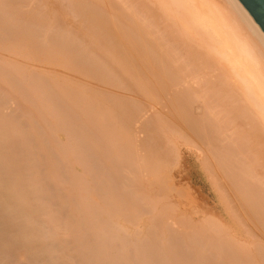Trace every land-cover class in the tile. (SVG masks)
<instances>
[{
    "label": "bare ground",
    "instance_id": "bare-ground-1",
    "mask_svg": "<svg viewBox=\"0 0 264 264\" xmlns=\"http://www.w3.org/2000/svg\"><path fill=\"white\" fill-rule=\"evenodd\" d=\"M72 1L70 2L74 4L75 1ZM102 1L103 5H100ZM120 1L122 3V0H119V3ZM125 1L123 0V2ZM132 1L134 0L130 2ZM80 2L78 5L75 4L76 6L67 3L69 7L68 5L65 7H68L67 9L72 7V9L67 12L64 9L67 16L62 13L70 19L74 18L70 14L74 16L79 14L80 24L90 23L89 28L92 29L90 31H94V34L91 33L89 36H95L93 41L88 42L90 44L77 45L76 40L78 38L83 40L84 36L81 38L82 36L77 35V38L76 34V37L71 35L73 32H71V25L68 27L71 37L69 35L62 37L63 34L53 36L55 31L52 34L50 27H55L53 30H57L58 26L56 25L60 24V18L57 17L61 10L57 9L58 4L55 6V3L51 2L48 12L56 13L54 17L58 15L55 17L58 22L54 20L55 23L53 21L50 23L49 20L50 27L48 25L49 29L45 28V31L50 30V32L47 31V35L46 32H43L45 33L44 40L41 38L43 34L41 31L37 30L38 34L36 31L31 32V28L29 29L30 22L34 23L31 20L34 19L35 13L39 12L37 7L34 6L37 9L33 14L29 13L30 17L24 13L27 17L23 15L25 19L22 20L26 24L20 25L21 27L17 25L16 29L14 27L15 30H11L13 32L9 34L3 27H5L4 25L8 26L13 21V17L10 13L9 16L5 15L9 10L4 9V11L7 10L5 16L0 15V51H9L10 56L20 55L24 59L26 57L28 61L32 59L42 60L40 63L46 61L45 63H50L49 66L51 64L59 65L62 70L78 72V75H84L82 78L87 76L86 79L89 80L96 78L98 83L105 84L104 82H106L105 85L112 86L111 84H114L123 87V89L131 88L130 93L134 88L132 94L135 95V91L137 93L141 91L139 95L144 96L141 97L142 100L145 98L146 101L153 100L150 107L162 99L167 101L168 98L165 97L171 94L168 104L171 103V107L175 111H182L183 108L178 110V107L187 101L183 103L184 99L180 95H184L185 98V93H187L195 101L198 99L203 102V104L200 102L204 109V111L202 109L203 112L200 110L202 107L199 106V103L198 106L201 108H196V105L194 109H198L199 113L202 112L204 119L203 116L196 118L199 113L193 117L191 108H188L191 112L189 115H192L190 117L188 116L189 112L187 113L188 110H183L180 118L191 130L190 133H187L172 123L166 115L155 109L161 114L160 117L156 114V118L154 113L155 121L150 116L154 123L156 122L152 125L149 121L150 125L149 122L146 123L147 120L143 122L144 116L147 119L148 116L143 114L145 110L139 108L141 105L134 104V102L130 104L124 100L126 98L123 99L125 102L120 100V94V97H117V94L109 95V93L106 96L105 90L106 93L103 92L105 94L103 95L101 91V93L96 91V88L89 90V83L80 84L79 81L69 79L67 76L60 77L56 73L46 76L47 73H45L41 76V73L39 75L35 74V71L29 70L28 65L29 71L24 67V64L20 65L14 60L0 57V78H8L9 73L14 75V78L11 75L12 81L10 82L9 80H0L7 82L5 83L6 89H11L13 86L12 94L17 92V95L20 94L22 99L24 96L28 100L27 102L30 101L26 106L33 107L30 108L31 111L35 108V113H31H33L32 116L35 114V118L38 120L36 124L41 126L35 128L41 129L43 125H49L46 121H51V126L54 125L51 129L54 132L58 129L57 133L63 132L62 134L65 135L68 133L69 140H71V136L76 137V134H72L75 130L78 134L83 130V133L90 138L81 143H77V139L73 142L74 139H72V149L76 150L82 147V152L88 150L92 154L91 152L95 149L101 148L100 150L103 149L107 154L105 153V156L101 154L102 158L99 155L100 159L98 156L96 157L98 165L99 160L102 161L104 158L110 160V164L117 159L116 166L119 167L117 161L121 159L120 162L125 161L126 164L124 163L120 169L125 167L124 172L126 170V173L131 174V186H128L127 182H123L125 185L121 184L119 181L121 178L119 180L116 178L117 172L120 171L121 174L123 171L118 167L115 168L118 169L115 171L116 177L115 175L112 177L113 171L108 173L111 175L109 180H102L98 169L97 171L95 169L97 164L93 163V158L91 161V158L88 159L87 153L84 155L75 153L77 155H74L70 152L71 148L69 151L64 149L68 138L66 135L65 142H62V146H64L58 149L59 153H62L64 164L69 165L70 163V165H79V167L84 166L83 168H85L80 167L81 172L79 173H76L77 171L74 169L76 172H72L74 173L72 178L74 179L75 175L78 177V174L81 177L82 171L85 170L86 173L84 172L85 174L83 173L82 176L85 177L86 174H89L93 177L87 180L88 182L86 178H89V175H86L85 178L81 177L79 180L76 177L75 181L72 178L69 181L68 177H60V172L56 170L58 162L55 161V158H51V155L55 154L50 150L54 148L50 149V143L47 145V141L44 142L41 139V134H45L47 130L42 128L45 132L41 133L38 132L39 130H34V127L31 128V125L35 123L34 116L30 115L32 118L28 116L33 119L29 129L26 125L23 127L26 122L20 123L18 119H12L13 116L8 114L9 112H6L7 116L11 117H4L3 113L0 114V130H6L4 133L0 131V264L24 263L22 261L25 263L28 261L27 264H124L125 257L129 256L130 240V235L127 234L128 228L124 226L126 224L131 225V250L135 247V252L131 251V254L134 253L131 264L136 263L134 259L139 261L138 264H197L203 259H206L208 264H264V233L262 232V230L264 231V33L238 0H135L134 6L128 0L131 4L129 19L132 13L136 15H134L135 18L141 14L140 19H137L144 23L146 21L145 26L143 22H141L143 26L138 25L137 19L135 21L130 19L131 24L129 25L128 18H126L127 20L123 19L124 13L120 11L122 6H119L121 4L118 1L116 2L119 5L117 6L116 3L115 7L119 8V11L116 10L111 0V3L108 4L109 11L104 10L108 9L104 0H80ZM128 2L123 4L127 6ZM12 3L14 0L7 2L1 0L0 7L10 8ZM104 5L106 8L103 7ZM17 6L18 4L15 8ZM132 6L139 8L130 10ZM59 8L61 9V7ZM14 11L16 12L15 9ZM8 17L12 20L7 22ZM47 17L46 15V19ZM17 19L21 18H16L13 21V26L18 24L16 23ZM122 19L126 21L125 24ZM167 20L171 23L165 22ZM163 22L165 26L161 29L160 25ZM168 24L171 25L169 31L167 30ZM75 25L77 26V24ZM82 25L78 27H82V32L86 33V28L83 31L84 26ZM11 26L10 29H12ZM78 27L77 29H79ZM159 27L163 33L160 32ZM163 28L167 30V33L165 29L163 31ZM75 31L77 32V30ZM80 33L79 35H81ZM64 34L67 33L64 32ZM36 37L39 38L36 39ZM39 39L43 45L39 43ZM78 41L80 40L78 39ZM61 45L66 48V51H62L64 47L62 48ZM101 53L106 56L101 58ZM112 59L121 64V72L123 71L126 79L123 75L121 78V74L118 76L119 69L116 73L109 70ZM36 60L34 62L38 61L39 63V60ZM192 64L193 68L199 65V68L196 69L204 68V70L201 69V72L203 70L214 77L208 79L201 72L203 77L197 73L195 76V73H192L195 69L191 71L188 68ZM195 64L197 65L195 66ZM5 66L10 68V72H6L7 69L4 70ZM115 68L117 69V67ZM187 68L194 77H190L192 74L190 75ZM30 71L34 73H30ZM215 72H217V76H215ZM189 78L193 79L194 84L195 82L198 84L199 89L196 90L192 84L191 86L195 90L188 89V94L185 86L186 92L182 95L183 92H179V90H182L183 85L181 88L178 86L181 83L186 84L188 80L192 82ZM174 89L175 91H173ZM138 90L140 91L138 92ZM107 91L109 92V90ZM1 94L3 93L0 92ZM1 96L0 108L3 106ZM15 96L16 94L12 97ZM134 101L138 102V100ZM195 101L192 100V104L190 101L187 103L194 105ZM30 104L36 105L31 106ZM164 104L165 102L161 105ZM149 106L147 107L149 108ZM143 108L146 107L143 106ZM148 108L146 109L148 110ZM140 109L143 112L139 111ZM194 109L192 108V110ZM26 110L24 111L26 112ZM139 112L142 114L140 115ZM28 113L30 112L28 111ZM142 115L144 116L142 117ZM138 116H141V120L143 118L144 125H137L136 118H139ZM41 119L46 121L40 124ZM105 119L109 126V128L106 127V130L102 125ZM56 122L59 124L56 125ZM135 123L139 126L137 127L139 132L134 128ZM31 129L32 132H30ZM140 130L143 132L140 133ZM142 133L144 135L140 139ZM80 136L81 139L83 136ZM46 137L49 139V136ZM55 138L52 139L53 143L56 141ZM77 145L78 148H76ZM36 146L41 149L43 155L46 153L47 146L49 148V155L47 154L44 160V156H40L43 167L38 157L31 159L27 156L32 151L31 148L36 149ZM29 149L31 151L28 153ZM190 150L195 152L194 155L200 159L201 168L205 175L207 174L206 177L214 192L217 193V199L230 222L223 219L216 221L212 217L199 213L200 199L192 192L191 185L186 183L183 197L182 192H180L181 195L177 193L179 188L176 190L177 187L174 185V179L177 176L175 174L185 172L187 157L185 153L191 152ZM55 151L57 152L56 149ZM63 162L57 166L63 165ZM102 162L106 164L105 161ZM45 166H48V170H44ZM104 167L102 166V168ZM41 168L43 169L41 170ZM64 168L66 166L63 165V170ZM46 170L47 172L44 173ZM69 170L71 171V168ZM106 171L108 172V170ZM21 175L24 178H20ZM38 176H40L39 179L45 176L48 181L58 179L55 181L57 183L55 186L58 187L60 184V189L63 183L61 181L59 183V180L66 181V185L71 183L69 186L71 188L66 187V193L64 190H57L54 194V190L43 186V183L40 182L43 179L38 180ZM123 176H125L124 173ZM127 181L130 182L129 179ZM93 183L95 187H93ZM49 184L52 186L54 183L51 184L50 181L46 185ZM70 189L75 190L74 194L77 193L76 201H74L72 193L70 194L73 195V198L68 196ZM55 196L58 197L57 202L53 201ZM128 196L130 197L128 198ZM130 198L131 200H129ZM52 213L55 215L49 217ZM169 220L173 222L171 225H175L177 229L184 228L187 231L181 230L182 236L173 237L172 234L177 229L171 236V229H169V234L165 235L171 226L166 224L169 223ZM48 223L50 224L48 225ZM64 223L65 225H63ZM54 224L56 227L48 232L47 227ZM249 224L253 226L250 227ZM253 228L258 232L256 233ZM189 230L192 233L188 234ZM60 232L65 237L63 241L59 235ZM138 238H140V243L138 241L139 245L137 244L136 247L135 241Z\"/></svg>",
    "mask_w": 264,
    "mask_h": 264
},
{
    "label": "rangeland",
    "instance_id": "rangeland-1",
    "mask_svg": "<svg viewBox=\"0 0 264 264\" xmlns=\"http://www.w3.org/2000/svg\"><path fill=\"white\" fill-rule=\"evenodd\" d=\"M0 1H1V0H0ZM2 1H3V2H7L8 0H7V1H6V0H2ZM18 1H19V2H18ZM56 1H57V2H56ZM56 1H55V0H54V1H53V0H44V1H43V0H40V1H39V0H34V1H33V0H32V1H31V0H25V2H24V0H17V2H16V0H14V3H12V6H11L10 8H9V7H8V8H5V7H4V8H1V7H0V8L2 9V10L0 9V15H1V14L4 15L5 13H7L6 11L9 10L8 13L5 14V15H8V16H9L10 14H12L13 21H14L16 18H21V19H17L18 22H16V23H18V24L15 23V24H16L15 26H13V24H14L13 21L10 22L12 26L10 25V23L8 24V26L4 25V26L6 27V28L3 27L4 30L6 29L5 31L9 34V33L13 32V31L16 29V26H17V25H18V26H20V25H23V26H24V23L26 24V22H23L22 19H25V17H27V15L29 16L30 14H33V13H34V10L36 11V9L38 8L37 11H39V12H36V13H35V15H34V19H33L34 21L31 20V21L34 22V23L31 24V22H30L29 25H31V27L28 25V26H29V29L31 28V30H30L31 32H33V31H34V32H35V31H36V32H38V31L40 32V31H41L42 33H43V32H46V35H47V33H48L47 31L50 32V30H52V31H51L52 34H53L54 31H55V33L53 34L54 37H56L57 34H61V35L63 34L62 37L65 36V35H66V37H67L68 35H69L70 37H71V35H73L74 37H76V36L78 35L79 37L82 36L81 38H83V36H84V39H83V40L80 39V38H78V36H77V38L80 40V41H78V39L76 40L77 45L80 46L81 43L84 44L83 46H85L86 44H90V43H88V42H91V41H93V40L95 39V36H94V35L89 36L91 33L94 32V31H92V32L90 31V30H92V29L89 28V27H90V23H89V24L86 23V24H85L86 26L80 24V20H81V18L79 19V16H80L79 14H78V16H77V14H76L75 16L70 14V16L74 17V18H71V19H70L69 17H68V18L65 17V15L63 14V13L66 14L67 10H69V9L71 10V9H72L71 6H70L71 8L67 9V8L69 7V4H67V3L72 4L73 1H72V0H70V1H72V2H70V1L68 2L67 0H63V1H61V0H56ZM59 1H60V2H59ZM64 1H65L66 3H65ZM74 1H75L74 4H72L73 6H76L75 4L78 5L79 3L82 2V1L80 2V0H74ZM76 1H77V2L79 1V2L77 3ZM104 1H106V2H104V4L106 3V4H107V8H108V9H104V10H108V11H109L110 8L108 7V6H109L108 4H110L111 2L114 3L115 0H111V2H110V0H109V2H108V0H104ZM116 1H118V3H119V0H116ZM116 1H115V3H114V7L116 6V3H117ZM124 1H125V0H124ZM126 1L128 2V0H126ZM126 1H125V2H126ZM130 1H131V0H129V2H130ZM34 2H35V3H34ZM51 2L55 3V4H54L55 6L58 4L56 7H57V9L61 10V11H60V14H59V17H57L58 15L55 16V17H57L58 19H59V18L61 19V20L59 19V23H60L61 25H60V24H59V25H58V24L56 25V26H58V27H56L57 30H53V29H55V27H54V28H51L50 25H49V20H50V23H51L52 21L54 22V20H55L54 15L56 14V13H53V14H52L51 11L48 12V10H49V7H48V6H49V3H51ZM83 2H84V1H83ZM107 2H108V3H107ZM125 2H123V0H122V3H121V1H120V3H119V4H121V5H119V4L117 3V6H118V5H119L120 7L122 6V7H121L122 10L120 9V11L124 13V18H123V19L125 20L126 18H128V20H127V19H126V20H127V22H129L128 24L130 25V24H131V22H130L131 20H130V19H132V20L135 21L137 18H139V16H140L141 14H139V16H137V18H135L136 15L134 14V15H135V16H134L133 13H132L133 16L131 15V17H130V19H129V16H130V14H131V12L129 11V6H130L131 4H133V2H135V0L132 1V2H130L131 4H130L129 2H128V4L126 3L127 6L124 5ZM23 3H24V4H23ZM33 3H34L35 5H34ZM45 3H46V4H45ZM53 3H52V4H53ZM59 3H60L61 5H60ZM101 3H102V4H100V5H103V1H102ZM123 3H124V4H123ZM16 4H18L17 8H15V7H16ZM22 4H23L24 7L22 6ZM52 4H51V5H52ZM106 4H105V5H106ZM26 5H27V6H26ZM36 5H38V6H36ZM39 5H40V6H39ZM54 5H53V6H54ZM67 5H68V7H65V6H67ZM98 5H99V2H98ZM105 5H104L103 7L106 8ZM123 5L125 6V8H124ZM20 6H21V7H20ZM34 6L37 7V8L35 9ZM133 6H134V4H133ZM133 6H132V7H133ZM136 6H137V5H136ZM6 7H7V6H6ZM13 7H14V8H13ZM18 7H20L21 9L18 8ZM30 7H31V8H30ZM59 7H61V9H60ZM126 7H128V8H127L128 10L126 9ZM132 7H130V10H131V9L133 10V9L135 8V7H133V8H132ZM28 8H29V10H27ZM62 8H63V9H62ZM115 8H116V10L119 11V8H118V9H117V7H115ZM138 8H139V7H136L135 9L137 10ZM4 9H7V10L4 11ZM11 9H13L12 11H14V9H15L16 12H15V11L12 12ZM17 9H18V10H17ZM19 9H20V11H21L22 14L19 12ZM45 9H46V10H45ZM64 9H66V10H65L66 12H64ZM123 9H124V10H123ZM125 10H126V11H125ZM1 11H4V12L1 13ZM22 11H23V12H22ZM25 11H28V12H25ZM30 11H31L32 13H31ZM62 12H63V13H62ZM9 13H10V14H9ZM24 13H26L27 15L24 14ZM29 13H30V14H29ZM47 13H48V14H47ZM69 13H71V12H69ZM125 13H126V14H125ZM127 13H128L129 15H128ZM41 14H42V15H41ZM49 14H51L52 17H51V15H49ZM61 14H62V15H61ZM136 14H137V13H136ZM5 15H4V16H5ZM16 15H18V16H16ZM23 15H25V17H24ZM46 15L48 16L47 19H46ZM137 15H138V14H137ZM164 15H165V14H164ZM38 16H39V17H38ZM60 16H61L62 18H61ZM66 16H67V14H66ZM76 16H77V17H76ZM127 16H128V17H127ZM10 17H11V16H10ZM10 17H8L9 19L6 18V19H7V22H8L9 20H12ZM29 17H30V16H29ZM4 18H5V17H4ZM36 18H37V19H36ZM53 18H54V19H53ZM66 18H67V19H66ZM76 18H77V19H76ZM133 18H134V19H133ZM51 19H53V20H51ZM62 19H64V20H62ZM65 19H66V20H65ZM68 19H69V20H68ZM72 19H74L73 21L76 20L77 23H76V22H73ZM123 19H122V21H123ZM139 19H140V18H139ZM139 19H137V21H138L137 24H138V25H141V22L144 23V21H141V20L139 21ZM38 20H41V21H38ZM46 20H48V21L46 22ZM129 20H130V21H129ZM55 21L58 22V20H55ZM137 21H136V22H137ZM19 22H20V23H19ZM22 22H23V23H22ZM41 22H42V23H41ZM124 22L126 23V21H123V23H124ZM165 22H167V23H171V21H169V20H167V21H165ZM1 23H2V22H1ZM3 23H4V22H3ZM43 23H44V24H43ZM54 23H55V22H54ZM65 23H66V24H65ZM73 23H74V24H73ZM125 23H124V24H125ZM139 23H140V24H139ZM146 23H147V22L145 21V23H144L143 25L145 26ZM4 24H6V23H4ZM42 24H43V25H42ZM46 24H47V25H46ZM75 24H77V26H76ZM9 25L11 26L12 29H10V26H9ZM39 25H41V26H39ZM48 25H49V27H50V30L45 31V28H48V29H49V27H47ZM63 25H64V27H63ZM69 25H71V27H72V28H71V32L73 31L72 33H74V34H72V33H71V35L69 34V33H70V30H69L70 28H68V27H70ZM79 25H80V26H81V25L84 26V27H83V31H84V28H86V33L82 32V29H81L82 27L79 28V27H78ZM143 25H141V26H143ZM35 26H37V27H35ZM61 26H62V27H61ZM160 26H161V29H162V27L165 26V23L163 22V24H161ZM167 26H168V27H167V30L169 31V26H171V25L168 24ZM14 27H15V29H14ZM20 27H21V26H20ZM77 27H78L79 29H77ZM3 28H2V29H3ZM8 28H9V29H8ZM35 28H36V29H35ZM40 28H41L42 30H41ZM67 28H68L69 32H68ZM7 29H8V30H7ZM62 29H63V30H62ZM65 29H66L67 31H66ZM73 29L77 30V32H76L75 30H73ZM159 29H160V27H159ZM161 29H160V30H161ZM164 29H165V28H163V31H164ZM9 30H10V31H9ZM11 30H13V31H11ZM37 30H38V31H37ZM58 30H60V31H59V32H56V31H58ZM78 30H80V31H78ZM160 30H158V31H160ZM167 30L165 29V32H166ZM74 31H75V32H74ZM39 32H38V34H39ZM64 32H66L67 34H64ZM80 32H81V33H80ZM160 32L163 33L162 30H161ZM79 33H80L81 35H79ZM82 33H83V34H82ZM166 33H167V32H166ZM44 34H45V33L42 34V37H41L42 40H44V39H43V38H44V36H43ZM49 34L51 35V33H49ZM75 34H76V36H75ZM93 34H94V33H93ZM157 34H159V33H157ZM177 35H178V34H177ZM58 36H60V35H58ZM178 36H179V35H178ZM54 37H53V38H54ZM180 37H181V36H180ZM37 38H39V37H36V39H37ZM85 38H86V39H85ZM54 39H55V38H54ZM88 39H89V40H88ZM181 39L183 40V37H182ZM40 40H41V39H39L38 41H40ZM45 40H46V38H45ZM38 41H37V42H38ZM46 42H47V41H46ZM39 43H40V44L42 43V45H43V42L40 41ZM78 43H79V44H78ZM44 44H45V43H44ZM183 45H185V44H183ZM183 45H182V46H183ZM61 46H62V45H61ZM61 46H60V48H61ZM180 46H181V44H180ZM63 47H64V46H62V48H63ZM183 47H184V46H183ZM58 48H59V47H58ZM60 48H59V49H60ZM64 49H65V50H64ZM2 50L4 51V49H2ZM5 51H6V50H5ZM58 51H59V50H58ZM62 51H66V48L64 47ZM67 51H68V50H67ZM6 52H7V53H6ZM6 52H1V51H0V55H1L0 57H2V58H6V59L8 58L9 60H14V61H16L17 63H19L20 65H21V64H24V67H26V69H27V65H28V68H30L29 70H33V71H35V74L37 73V74L40 75V73H41V76H42V74L47 73V74H45V76H46V75H50V74L52 75V73H53V75H54V73H56V74L59 75L60 77H61V76H65V77H66V76H67V78L69 77V79H72V80H75V81H79L80 84H81V83H87V84L89 83V84H88V85H89V90H91V88L95 90V88H96V91H98L99 93L102 92V94H103V92H104V93L107 92V93H106V96H108V93H109V95L112 94L113 96L117 94V97H120V96H121L120 100H123L124 98H126V99H124V100H125V101L127 100V102L130 103V104H131V102H134V104H137V105L140 104L142 107H141L140 105H139L140 107H139V106H138V107H139V108H142L143 110H145V112H147V113L144 112L143 114H144V115L146 114V116H148V119H147L144 115H142V117L144 116V121H143V118H142V120H141V119H140L141 116H138L139 118H136V119H137V120H136V123H137V125H139V126L144 125L145 123L143 124V122H145V120H147L146 123L149 122V121H151L152 125L155 124L156 122L154 123V121H155L156 114H157V116L160 117V114L163 113L164 115H166V116L171 120L172 123H175V124L177 125V127H179L180 129H183V130L186 131L187 133H188V132L190 133L191 130L188 128V126H187V125L183 122V120L180 118V114H181V112H182L183 110L186 111V109L188 110L187 113L191 110L193 117H194V116L196 117V114L199 113V112H198V109H196V110H197V111H196V110L194 109V107H195L196 105L198 106V105L200 104L201 101H198V99H197V101H195L193 98H190L189 95H187V93H185V92H186V87H187V92H188V94H189V90H190V88L194 89L192 86H194V87L196 88V90H197V88L199 89L198 84H197L196 82H195V84H194V83H193V79H190V78H189V79L192 80V82L188 80L187 83L185 82L186 84H182V83H181V85L178 86V87L181 88V86L183 85V88H181L182 90H179V92H180V91L183 92L182 95L185 93V98L183 97L184 95H183V96L180 95V97H182V98L184 99L183 103L186 102V101H187V102L190 101V103H191V101L193 100V101L196 102V103L193 102L194 105H191L192 103H191V104H190V103L188 104V103L186 102V103H184V104H181V106H182V107L180 106L181 108L178 107V110H180V109L183 108L182 111H181V110H180V111H175V109H173V108L171 107V103L168 104V103H169L168 100H169V99L171 100V96H170L171 94H169L168 96H170V97H168V96L165 97V98H168L167 101H165V100L162 99V100L158 101L159 103H157V104H153V105H155V106L152 105V106H151L152 108H151L149 105L151 104V102H152L153 100L151 99V100H152L151 102H150V100H147V101H146V98L144 99L145 101L142 100L141 97H144V96H143V95H142V96L139 95V93L141 94V91H140V90H138V92L140 91L139 93H137V91L134 90V91L136 92L135 95H134V94H132V93H133L132 91H133L134 88L131 90V93H130V89H131V88H130V89L128 88V89H129V90H128L127 88L124 87V88L126 89V90H125V89H123V87H120V86H117V85H114V84H111L112 86L105 85V84H107V83L104 82V81H102V80H100V79H99V80H100L101 82H104L105 84L98 83V81L96 80V78H91L90 80H89V79H86L87 76H86V78H85V77L82 78V76H84V75H82L81 73H80V74H81V76H80V75H78V72L75 73V72L72 71V70H70V71H72V72H70V71H66V70H68V69H66V70H62L61 68H59V67H60L59 65L53 66V65H55V64H51V66H49L50 63L47 64L48 62L45 63L46 61H45V62H42V63H43V64H42V63H40L42 60L40 61L39 59H37V60H39V63H38V61H37L36 59H35V60H36L37 62H34V61H35L34 59H32L31 61H30V60L28 61V59L25 57V59L28 61V62H27V61L23 58V56H20V55H16V56H15V55H12V56H10V55H11L10 52H9V51H6ZM8 52H9V54H8ZM59 52H61V51H59ZM61 53H62V52H61ZM6 54H7V55H6ZM101 54H102V55H101ZM101 54H100V55L102 56L101 58H103V56H106V55H103L104 53H101ZM22 59H23L24 61H23ZM29 59H30V58H29ZM76 60H77V59H76ZM78 60H79V59H78ZM103 60H107V59H103ZM112 60H113V63H112ZM112 60H111V63H110L112 66H111V65L109 66V67H110L109 70H110L111 72H115V73H116V72L118 71V69H119L120 71H119V73H117L118 76H119V74H121L120 77H121L122 75L125 76V74H123V71L121 72V70H122V69H121V68H122V67H121V64H120V63H117V61L115 62V59H112ZM32 62H34V63H32ZM29 63H30V64H29ZM36 63H38V64H36ZM44 63H45L46 65H45ZM116 63H117V65H116ZM199 63H200V62H199ZM199 63H198V64H199ZM32 64H33V65H32ZM118 64H119V66H118ZM200 64H201V63H200ZM200 64H199V65H200ZM25 65H26V66H25ZM196 65H197V64H195V66H196ZM199 65H198V67H196V68H199ZM201 65H202V64H201ZM31 66H32L33 68H32ZM193 66H194V65L192 64V66H190V67H188V68L191 69V71L195 69L194 71H192V73H195V74H194L195 76H196V73H197L198 75H201V74L203 73V76L206 77V78H208V79H212V77H214V75H210L209 73H208V74H209V76H211V77L207 76L208 74H207L206 72H203L204 68H201V69H203L202 72H201V69L198 70V69H196V68H193ZM22 67H23V65H22ZM35 67H36V68H35ZM52 67H53V68H52ZM61 67H62V66H61ZM115 67H117V69H116ZM188 68H187V69H188ZM192 68H193V69H192ZM6 69H7V70H6ZM9 69H10V68H9L8 66H5V68H4V70H6V72H7V71L10 72ZM34 69H35V70H34ZM37 69H38V71H37ZM43 69H44V70H43ZM63 69H65V68H63ZM107 69H108V68H107ZM189 69H188V72H190V75H191L192 73H191V71H190ZM27 70H28V69H27ZM29 70H28V71H29ZM41 70H42V71H41ZM46 70H48V71H46ZM112 70H113V71H112ZM115 70H116V71H115ZM196 70H197V72H196ZM212 70H213V71H217L216 69H212ZM28 71H27V73H29ZM33 71H30V73H32ZM39 71H40V72H39ZM50 71H51V72H50ZM43 72H44V73H43ZM120 72H121V73H120ZM200 72H201V74H200ZM209 72H211V71H209ZM33 73H34V72H33ZM33 73H32V74H33ZM58 73H59V74H58ZM61 73H62V74H61ZM64 73H65V74H64ZM67 73H68V74H67ZM71 73H72V74H71ZM205 73H206V74H205ZM76 74H77V75H76ZM211 74H212V72H211ZM214 74H215V76H217V72H215ZM11 75H12V73H9L8 78H7V77H5V78L1 77L0 79L6 80V81L9 80V82H10V81H12V79L10 78ZM30 75H31V74H30ZM194 75L192 74L190 77L192 78V76L194 77ZM123 76H122L121 78H123ZM201 76H202V75H201ZM203 76H202V77H203ZM70 77H71V78H70ZM74 77H75V78H74ZM76 77H77V78H76ZM79 77H80V78H79ZM6 78H7V79H6ZM12 78H14V75H12ZM89 78H90V77H89ZM124 78L126 79V76H125ZM195 78H196V77H195ZM93 79H95V80H93ZM194 80H195V79H194ZM196 80H197V78H196ZM6 81H1V80H0V85H2V86L0 87V92L3 93V94H1L2 96H1V95H0V96H1V98H3V101H2L3 104H2V105L4 106V107L2 106V108H0V111H2V112H0V114L2 115V113H3V116H4V117H5V116H6V117H11V116H7V115H8V114H10V115L12 114V116H13V117H11L12 119H13V118L16 119V120L18 119V120L20 121V123L26 122V124H25V123L23 124V127H25L24 125H26V127L30 129V124L33 123V119L35 118V114L33 115L34 117L32 116V114L35 113V111H34L35 108L32 109L33 111H31L30 108H33V107H30V106H29L30 108H28V106H26V104L29 105L28 103H30V101L27 102L28 100H27L24 96H23V99H22V97H21L20 94L17 95V92H15V93L12 94V92H14V90L12 89L13 86L11 87V89H9V88L6 89V84H5V83H7ZM100 81H99V82H100ZM93 82H94V83H93ZM2 83H4V84H2ZM95 83H96V85H95ZM190 83H191V84H190ZM87 84H86V85H87ZM101 84H102V85H101ZM189 84H190V85H189ZM192 84H194V85H192ZM196 84H197V87L195 86ZM3 85H4L5 87H4ZM9 85H10V84H9ZM9 85H8V86H9ZM83 85H84V84H83ZM113 85H114V88H113ZM188 85H189L190 87H189ZM191 85H192V86H191ZM8 86H7V87H8ZM84 86H85V85H84ZM116 86H117V87H120V89H119V88L117 89ZM185 86H186V87H185ZM111 87H112V88H111ZM115 87H116V89H115ZM188 87H189V88H188ZM97 88H100L101 90H99V89L97 90ZM2 89H3V90H2ZM4 89H5L6 91H5ZM87 89H88V88H87ZM110 89H111V90H110ZM175 89H176V88H175ZM175 89H174L173 91H175ZM178 89H179V88H178ZM178 89H176V90H178ZM183 89H184V90H183ZM188 89H189V90H188ZM104 90H105L106 92H105ZM107 90H109V92H108ZM194 90H195V89H194ZM100 91H101V92H100ZM190 91H192V90H190ZM5 92H6V94H5ZM10 92H11V94H10ZM171 92H172V91H171ZM177 92H178V91H177ZM14 94H16V96H15V97H12V96H14ZM42 94H43V93H42ZM119 94H120V96H119ZM136 94H137V97H138V98L136 97ZM176 94L179 95L180 93H176ZM103 95H105V94H103ZM122 95H123V96H122ZM190 95H191V94H190ZM43 96H44V94H43ZM124 96H125V97H124ZM131 96H132V97H131ZM187 96H188L190 99H189ZM7 97H9V98H7ZM111 97H112V96H111ZM117 97H115V98L117 99ZM129 97H130V98H129ZM135 97H136V98H135ZM20 98H21L23 101H22ZM113 98H114V97H113ZM132 98H133L134 100H138V102H137V101H134ZM165 98H164V99H165ZM129 99H130V101H129ZM185 99H187V100H185ZM20 100H21V102H20ZM124 100H123V101H124ZM25 101H26V102H25ZM125 101H124V102H125ZM139 101L144 102V103L142 104V103H140ZM148 101H149L150 103H149ZM154 101H155V100H154ZM4 102H5L7 105H6ZM164 102H165V104L162 106L161 104H163ZM170 102H171V101H170ZM24 103H25V104H24ZM138 103H139V104H138ZM152 103H153V102H152ZM198 103H199V104H198ZM4 104H5V105H4ZM22 104H23V105H22ZM201 104H203V102H201ZM201 104H200L199 106H201ZM20 105H21V106H20ZM30 105H31V104H30ZM32 105H36V104H32ZM32 105H31V106H32ZM146 105L149 106V108H148ZM158 105H159V106H158ZM143 106L146 107V108H148V110H147L146 108L144 109ZM192 106H193V107H192ZM197 106H196V108H199V109L202 107V106H201V107H199V106L197 107ZM26 107H27V108H26ZM153 107H155V108H153ZM165 107H166V108H165ZM4 108H5V109H4ZM20 108H21V109H20ZM188 108H191V109L189 110ZM192 108H193L194 110H192ZM1 109H3V110H1ZM18 109H19V110H18ZM26 109H27V110H26ZM142 109H140L139 111L143 112ZM153 109H154V110H153ZM155 109L158 110V111H160L161 113L159 114V112L156 111ZM202 109H203V107H202L200 110L202 111ZM4 110H5V111H4ZM24 110H26L27 113H26ZM146 110H147V111H146ZM168 110H169V111H168ZM28 111H29L30 113H28ZM195 111H196V112H195ZM203 111H204V109H203ZM203 111H202V112H203ZM6 112H9V113L7 114ZM15 112H16V113H15ZM31 112H33V113H31ZM191 112L188 113V116H189V117L192 116V115H189ZM202 112H201V113H202ZM139 113H140V112H139ZM154 113H155V117H153V116H154ZM193 113H194L195 115H194ZM201 113H199V114H198V117H196V118H201V116H203L202 118L204 119V115H203V113H202V115H201ZM5 114H6V115H5ZM24 114H26V115L24 116ZM27 114H29V115H27ZM141 114H142V113H140V115H141ZM158 114H159V115H158ZM15 115H16V116H15ZM30 115L33 117V119H31L32 117H31ZM199 115H200V117H199ZM28 116H30L31 118H30V117L28 118ZM150 116H152V119H153L154 121L151 119ZM26 117H27L28 119H25ZM149 118H150V119H149ZM156 118H157V117H156ZM138 119H139V120H138ZM31 120H32V122H30ZM107 120H108V119H107ZM27 121H29V122H27ZM34 121H35V123H33V124L31 125V128L34 127V130H35V129H36V130H39L38 132H41V133H42V132H43V133L45 132L42 128H44V129L47 130V131L45 132V134H41V135H42L41 139H42L44 142L47 141V142H46L47 145H49V143H50V145L53 144L52 147H50V145H49V148H50V149L54 148V149L50 150V151H52V153H53V151H54L53 154H55L54 156L51 155V158H52V157H53V159L55 158V161L58 162L57 164H60V163L62 164V162L64 161V159L62 160V153H61V152L59 153V151H60V150H58L59 147L61 148V147H63L64 145H66V146H64V149H65L66 151H67V150L69 151L70 148L72 147V144H73V143H72V139H74L73 142L76 141V139H77V143H79V142L81 143L82 141H84V140L86 141L88 138H90L87 134L83 133V130H82V129H80V130H82V132H79V134L82 135L83 137H84V136L86 137V138L84 137V139H83V137L80 139L79 137H81V136L78 134L77 130H75L72 134H73V135L76 134V137H75V136H71V140H69L70 137H69L68 133L66 134V135H68V138H67L66 141H67V142L69 141V142L67 143V142H65V140H64V139L66 138V135H65V134H62L63 132L60 131L61 133H59V132L57 133L56 131H57L58 129H57L55 132H54L53 129H51L52 126H54V125L51 126V124H52L51 121H46V120H43V121H42V119H41L42 122H41L40 124H42V123L45 122V121H46V123L49 124V125H47V124L44 123L45 125H43V127H42L41 129H39L41 126H40L39 124H38V125L36 124V121L38 122V120L35 118ZM57 121L59 122V120H57ZM139 121H140L141 123H140ZM142 121H143V122H142ZM156 121H157V120H156ZM39 122H40V121H39ZM107 122H108V121H107ZM27 123H29V124H27ZM53 123H55V122H53ZM59 123H60V122H59ZM59 123L56 122V125H58ZM109 123H110V122H109ZM136 123L134 124V125H135L134 128H135V130L137 129L136 131H138L139 128H137V127H139V126H137ZM151 123L149 122L150 125H151ZM34 124H35V126H34ZM140 124H141V125H140ZM28 125H29V127H28ZM102 125L104 126L105 130H106L107 128H109L108 123H106V119H105V121H104V124H102ZM106 125H107V126H106ZM36 126H38V127L40 126V127L37 129V128H35ZM50 126H51V127H50ZM55 127H57V126H55ZM106 127H107V128H106ZM142 127H143V126H142ZM149 127H151V126H149ZM211 127H212V126H211ZM53 128H54V127H53ZM104 128H102V129H104ZM209 128H210V127H209ZM4 129H6V128H4ZM32 129H33V128H32ZM32 129H31V131L28 130V132H29V131L32 132ZM48 129H49V130H48ZM140 129H141V128H140ZM207 129H208V128H207ZM34 130H33V131H34ZM40 130H41V131H40ZM42 130H43V131H42ZM51 130H52V131H51ZM80 130H78V131H80ZM0 131H1V130H0ZM2 131H3V133L6 132V130H5V131L2 130ZM2 131H1V132H2ZM141 131H142V130H140V133H141ZM30 132H29V133H30ZM49 132H51V133H49ZM138 132H139V131H138ZM142 132H143V131H142ZM35 133H36V132H35ZM35 133H34V134H35ZM48 133H49V134H48ZM55 133H57V134H55ZM31 134H32V136H33V133H31ZM46 134H48V135H46ZM51 134H54V135H51ZM43 135H44V136H43ZM50 135H51V139H50ZM64 135H65V137H64ZM140 135H141V134H140ZM143 135H144V134L142 133V135L140 136V139L143 138ZM46 136H49V139H48ZM52 136H53V137H52ZM55 136H57V137L55 138ZM77 136H78V137H77ZM44 137H45V140H44ZM72 137H73V138H72ZM32 138L34 139V137H32ZM53 138H55V140H56L54 143H53V141H52ZM193 138H194V140H195L194 135H193ZM47 139H48V140H47ZM79 139H80V140H79ZM63 141L65 142V144L62 146V144L64 143ZM85 141H84V142H85ZM195 141H196V140H195ZM195 141H194V142H195ZM34 142H35V141H34ZM62 142H63V143H62ZM71 143H72V144H71ZM75 143H76V142H75ZM75 143H74V144H75ZM77 143H76V144H77ZM44 144H45V143H44ZM46 144H45V146H46ZM56 144H57V145H56ZM59 144H61V145L58 146ZM70 144H71V145H70ZM199 144L202 145L201 142H199ZM69 145H70V146H69ZM78 145H79V144H78ZM78 145L76 146V148H78ZM73 146H74V145H73ZM202 146H203V145H202ZM55 147H56V148H55ZM66 147H67V148H66ZM74 147H75V146H74ZM34 148H35V146H34ZM34 148H33V149L31 148L32 151H31L30 149L28 150V153L31 151V152H30L31 154L29 153V154L27 155L28 158H31V159H32V158H37V157H38V159H40L41 162H42V158H41L40 156L43 155L44 153L41 152V149H38L39 147L36 146V149H34ZM49 148H48V146H47L46 153H45V155H43V156H44V157H43V160H44L45 156L48 154V150H49ZM68 148H69V149H68ZM80 148L83 149L82 147H80ZM55 149L57 150V152L55 151ZM62 149H63V148H62ZM73 149L75 150V148H73ZM73 149L71 148V151H70L71 154H72V153H73L74 155H77V154H75V153H79V154H80V153H83L82 155L85 154L84 151L82 152V150L79 149V148H78L79 151H78V149H76L75 152H73V151H74ZM100 149H101V148H100ZM100 149L98 150V148H97V149L94 150L95 152L93 151L96 155H95V154L93 155V152H91L92 154H90V152H87V155H90V156L93 155L92 157H90L91 159H92V158H93V159H94V158L96 159L97 156H98V158H99V155H100L101 158H102V155L105 156L107 153L105 152V153H106V154H105V153H104V150H103V149L100 150ZM72 150H73V151H72ZM96 150H97V151H96ZM42 151H44V150H42ZM105 151H106V150H105ZM190 151H191V150H190ZM26 152H27V151H26ZM40 152H41V154H40ZM70 152H69V153H70ZM49 153H50V152H49ZM194 153H195V152H193V151H191V152H186V153H185V155L187 156L186 159H185V172L182 173V174H175V175H177V176H175V179H174V185H175V187H177L176 190L179 188V189H178L179 192L177 191V193L181 195L180 192H182V197H183V195H184V193H185V190H186V189H184V188H185L184 186H186L187 184H188V185H191V187H192V192L196 195V197H197L198 199H200V201H199L200 204H199V208H198V212H199V213H201V214H203V215H207V216H209V217H212V218H214L216 221H217L218 219H223V220H225V221L227 220L228 222H230L229 217L226 215L225 211L223 210L222 205L219 203V201H218V199H217V193L214 192L212 185L210 184V182L208 181V179H207V177H206L207 174L205 175V172H204V171L202 170V168H201L200 159H199L197 156H195ZM38 154H39V155H38ZM60 154H61V156H60ZM101 154H102V155H101ZM200 154H201V153H200ZM29 155H33V156H29ZM48 155H49V154H48ZM201 155H202V154H201ZM60 157H61V159H60ZM98 158H97V160H98ZM38 159H37V160H38ZM59 159H60V161H62V162H60ZM99 159H100V158H99ZM198 159H199V160H198ZM97 160H96V161H97ZM107 160H108V159H105V158H104L102 161H105V162H106ZM116 160H117V159H116ZM116 160H113L114 163L112 162L111 164H110V162H111L110 160H108L109 163L106 162V164H105L104 162H102V161L99 160V165L97 164L95 169H96V171H97V169H98L100 172L102 171V172H101L102 174L98 171V172H99V176H100V177L102 176V177H101L102 180H103V179H104L105 181L109 180L110 177H111V175H112V177H113V175H115V177H116V172H115V171H118V169H120V167H123V166H124L123 164L125 163V161H121V162H120L121 159H118L119 161H117V162L119 163V164L117 163V165H119V167L116 166ZM56 162H55V163H56ZM38 163H39V160H38ZM45 163H46V162H45ZM64 163H65V162H63V165L66 166V168H64V170H63V165H58V166H57V164H56V168H57L56 170H57L58 172H60L59 174H61L60 177H61V176H64V178H67V177H68L67 179L70 181V178H72V174H73V176H74V173H75L76 171H77L76 173L81 172V169H80L81 166L79 167V165H77V166H78V168H77L76 165H70V163H69V165H70V166H69V165H66V164H64ZM67 163H68V162H67ZM102 163H103L104 165H103ZM121 164H122V166H121ZM125 164H126V163H125ZM42 165H43V162H42L41 166H42ZM106 165H107V166H106ZM111 165H112V166H111ZM97 166H98V167H97ZM102 166H105V167L102 168ZM38 167H39V164H38ZM42 167H43V166H42ZM45 167H46V168H44V170H45V169L48 170V168H47L48 166H45ZM59 167H60L61 169H60ZM67 167H68V169H67ZM83 167H84V166H83ZM83 167H81V168H82V169H85V168H83ZM106 167H107V168H106ZM117 167H118V169L116 170L115 168H117ZM218 167H219V166H218ZM39 168H40V167H39ZM54 168H55V167H54ZM58 168H59V169H58ZM70 168H71V171L69 170ZM72 168H73V169H72ZM101 168H102V169H101ZM124 168H125V167H124ZM124 168H123V169H124ZM42 169H43V168H41V170H42ZM65 169H66V170H65ZM74 169H75L76 171H74ZM95 169H94V170H95ZM123 169H120V170L122 171ZM47 170L44 171V173H46ZM106 170H108V172H107ZM219 170H220V168H219ZM68 171H69V172H68ZM87 171H88V170H87ZM92 171H93V169H92ZM113 171H114V172H113ZM42 172H43V171H42ZM72 172H74V173H72ZM82 172H83V173H84V172L86 173V170H85V171H82ZM93 172H94V171H93ZM104 172H105V173H104ZM110 172H113V173H112L111 175H108V173L110 174ZM83 173H81V177H84V176H82ZM85 173H84V174H85ZM114 173H115V174H114ZM123 173L125 174L126 177L123 176ZM64 174H65V175H64ZM66 174H69V175H66ZM118 174H119V175H118ZM128 174H129V173H126V170H125V172H124V170H123V171L121 172V174H120V171H119V173L117 172V177H116V178H117L118 180L121 178V179L119 180V181L121 182V184H124V183L127 182L126 184H127L128 186H131V185H130V184H131V174H129V175H128ZM86 175H87V174H86ZM86 175H85V177H86ZM88 175H89V174H88ZM88 175H87V176H88ZM103 175H105V176L103 177ZM45 176L47 177V175H45ZM45 176H44V178H43V177L40 178V179H43L42 181H40L41 183H43V186H45V187H46V186H49L50 184H49V185H46V184H48V182L50 183V181H51V184L54 183V184H52V187H53V189H54V194L56 193L55 191H57V190H59V191H60V190H61V191L64 190L65 193L67 192V188H66V187H69L70 184H71L69 181H68L67 183H68V184L70 183V184H69V185H66V181L59 180V183H60V181L63 183V184L61 185L62 188L60 189V184H59V183H58L59 186L57 185L58 187L55 186V185L57 184L55 181L58 180V179H56V180H52V179H51V180L48 181V180L46 179ZM69 176H71V177H69ZM89 176H90V175H89ZM95 176H96V174H95ZM107 176H108V178H107ZM129 176H130V177H129ZM19 177H20V178H24L23 175H21V176H19ZM39 177H40V176H38V180H40ZM76 177H77V176L75 175L74 179H75ZM81 177H79V174H78L77 179L79 180ZM85 177H84V178H85ZM91 177H93V176H90L89 178L87 177V178H86V181L89 180ZM97 177H98V175H97ZM176 177H177V178H176ZM48 178H49V177H48ZM44 179H46V181H44ZM49 179H50V178H49ZM74 179L72 178V180H74ZM106 179H107V180H106ZM127 179H129L130 182H128ZM64 180H66V179H64ZM78 180H77V182H78ZM83 180H84V179H83ZM180 180H181V181H180ZM47 181H48V182H47ZM53 181H54V182H53ZM74 181H75V180H74ZM178 181H179V183H181V184H179ZM36 182H37V181H36ZM38 182H39V181H38ZM57 182H58V181H57ZM71 182H72V181H71ZM77 182H76V183H77ZM87 182H88V181H87ZM123 182H124V183H123ZM184 182H185V183H184ZM44 183H46V184L44 185ZM186 183H187V184H186ZM64 184H65V185H64ZM72 184H73V183H72ZM124 185H125V184H124ZM124 185H123V186H124ZM127 185H126V189H127ZM176 185H177V186H176ZM71 186H72V185H71ZM89 186L92 187V185H90V184H89ZM123 186H122V187H123ZM178 186H180V187H178ZM72 187H74V185H73ZM93 187H95V184H94V183H93ZM93 187H92V188H93ZM98 187H99V186H98ZM124 187H125V186H124ZM181 187H182V188H181ZM69 188H71V187H69ZM181 189H182V190H181ZM71 191H73V190L70 189L69 195H68V193H67V195H68L70 198H71V197L73 198V195H74V199H75V197H77V193H75V194H76V195H75V194H74V191H75V190H74L73 192H71ZM39 192L41 193V190H39ZM70 193H72L73 195H71ZM130 195H131V194H130ZM180 195H179V196H180ZM53 197H54V195H53ZM129 197H130V196H128V198H129ZM182 197H181V198H182ZM57 198H58V197L55 196V198H53V199H54L53 201L57 202V201H58ZM77 198H78V197H77ZM77 198H76L74 201H76ZM114 198H115V197H114ZM68 199H69V198H68ZM70 200H71V199H70ZM114 200L116 201V198H115ZM114 200H112V202H114ZM129 200H131V198H130ZM68 214H69V213H68ZM52 215H55V214L52 213L51 215H49V217H51ZM151 215H152V214H151ZM49 217H48V218L46 217V219H49ZM44 219H45V218H44ZM46 219H45V220H46ZM165 221H166V220H165ZM166 222H168V221H166ZM171 222H172V221L169 220V223H166V224H167V225H169V224L171 225V224L173 223V222H172V223H171ZM50 223H51V222H50ZM50 223H48V225H49ZM63 225H65V223H64ZM249 225H251V224H249ZM50 226H51V227H49V226L47 227V231H48V232H51V230L54 229V228L56 227V224H54V225H50ZM53 226H54V227H53ZM124 226L128 228V229H127V234H129V235L131 236V225H127V224H126V225H124ZM172 226H174V228H172ZM252 226H253V225H251L250 227H252ZM148 227H150V226H148ZM170 227H171V228H170ZM260 228H261V227H260ZM169 229H171V232H170V236H171V234L174 233L173 231H175V230L177 229V227H176L175 225H171V226H169L168 231H167L168 233H166L165 235L169 234ZM178 229H179V230H178ZM178 229L175 231L174 234H172L173 237H175V236L177 237V236H182V235H183V233H182L181 230H184V228H178ZM253 230H254V228H253ZM261 230H262V228H261ZM177 231H178V232H177ZM186 231H187V230H186ZM186 231L184 230V232H186ZM254 231H256V230H254ZM125 232H126V231H125ZM125 232H124V233H125ZM165 232H166V231H165ZM179 232H180V233H179ZM189 232H191V231L189 230V231H188V234H189ZM257 232H258V231H256V233H257ZM262 232L264 233L263 230H262ZM176 233H177L178 235H177ZM191 233H192V232H191ZM61 234H62V233L60 232L59 235H60L61 238H63V239H61V240L63 241L65 237H64L63 235H61ZM184 234H185V233H184ZM125 235H126V233H125ZM130 236H129V239L131 240V237H130ZM130 240H129V245H128V252H129L130 254H129V256L125 257V260H124L125 263H124V264H131V260L134 258V256H133L134 253L131 254V251H134V252H135V247H133V249L131 250V242H130ZM138 241H139V243H140V238H138L137 241H135L136 247L139 245ZM137 244H138V245H137ZM131 255H132V257H131ZM53 256H55V255H53ZM205 260H206V259H203L202 261H199L197 264H206V263L208 264L207 260H206V262H204ZM22 262H24V263H20V264H27V263H28V261H27L26 263H25V261H22ZM134 262H136V263L138 264L139 261L137 262L136 259H134ZM136 263H135V264H136ZM139 264H140V263H139Z\"/></svg>",
    "mask_w": 264,
    "mask_h": 264
},
{
    "label": "water",
    "instance_id": "water-1",
    "mask_svg": "<svg viewBox=\"0 0 264 264\" xmlns=\"http://www.w3.org/2000/svg\"><path fill=\"white\" fill-rule=\"evenodd\" d=\"M238 1L242 5V7L248 12V14L252 17L254 22L259 26L261 31L264 33V0H238ZM83 151L85 152V154L89 152L88 150H83ZM86 156L88 157V159H90V155L86 154ZM91 160L92 159H90V161ZM92 161L93 163L96 164L98 163L96 159H93ZM47 187L51 188V190H54L53 187L50 185Z\"/></svg>",
    "mask_w": 264,
    "mask_h": 264
}]
</instances>
